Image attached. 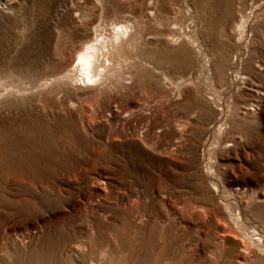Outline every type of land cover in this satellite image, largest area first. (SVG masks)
<instances>
[{"label":"rangeland","instance_id":"obj_1","mask_svg":"<svg viewBox=\"0 0 264 264\" xmlns=\"http://www.w3.org/2000/svg\"><path fill=\"white\" fill-rule=\"evenodd\" d=\"M72 1L0 0V75H13L16 85L30 89L0 105V264H156L159 259L144 247L149 242L147 227L131 229L128 242V208L134 207L135 195L166 193L171 207L190 199L186 203L195 206V212L208 203L203 199L208 177L199 180L202 144L208 135L205 124L217 120L210 108H220L211 103L200 76L202 58L187 36L199 41L210 59L212 76L220 85L221 73L234 97L243 83L234 78L235 69L251 72V84L264 88V67L258 70L246 64L250 58L264 66V7L251 26L249 51L233 32L239 12L250 14L264 0H93L90 6L82 5L81 22L74 18ZM101 16L105 24L144 22L143 61L148 66L139 71L141 79L128 81V94H108L100 100L93 98L96 91L79 83L58 81L40 88L68 67ZM183 32L187 36L171 44V38ZM58 41L63 51H58ZM181 78L192 83L177 89ZM261 115L257 126L235 131H243L238 145L231 147L226 137H218L221 143L216 140L215 149L217 160L225 158L221 167L242 164L246 172L239 177L235 176L239 170L227 169L222 180H238L259 194L264 193V109ZM97 178L107 182L105 192L95 190ZM157 199L155 209L171 210ZM236 199L249 220V231L252 225L264 234L263 204L250 209L245 199ZM138 203L143 213L145 200ZM103 213L115 217L116 227L110 230L122 240L118 247L122 250L110 252L101 248L107 245L101 244L105 238L95 239L92 229ZM210 227L214 234L216 224ZM173 228L170 241L185 248L186 255L164 256L161 264L210 262L209 255L201 260L191 254L194 237L182 239ZM78 241L96 247L78 254L73 247ZM133 242L143 244L140 250L133 251ZM218 243L214 236L208 238L207 252ZM128 251L134 252L133 258Z\"/></svg>","mask_w":264,"mask_h":264},{"label":"bare ground","instance_id":"obj_2","mask_svg":"<svg viewBox=\"0 0 264 264\" xmlns=\"http://www.w3.org/2000/svg\"><path fill=\"white\" fill-rule=\"evenodd\" d=\"M92 1L93 0H83L82 3H80L81 1L79 2L74 0L70 3V6L74 9V18L78 20V22L79 20L81 22L83 20H81V18L84 17V13H82V9L84 8H82V5H91ZM256 4L257 3L255 2L252 3L253 6ZM263 7L264 2L256 6L250 12V14L239 12V14L236 16L237 20L233 26V32L237 36L238 43L245 44V51H249L248 47L253 37L251 26L257 23V14L262 11ZM99 20L100 21L94 27V33L92 36L84 39L80 43L79 47L76 48L75 55L73 56L74 58L68 67L64 71L54 75L52 79L45 81L43 85H40V88H47L52 83L54 84L55 82L63 81L76 84L79 83V85H82L84 88H90L96 91L97 94L93 97L95 100L103 99L108 94H113L116 96H119L124 92L128 94V84H131L128 83V81L131 79H141V70L146 69L148 66L146 64L147 62L144 63L143 61V40L145 39L143 34L145 32L143 31L145 30V24H143L144 22L142 23L136 21V19L133 21L131 20L132 22H128L127 20H115L105 24L106 22H104L102 16ZM192 23L194 25V21H192ZM185 36L187 35L183 32V36L181 35V37L179 36L176 39L171 38V44H173V42H181ZM187 37L189 41L192 40L190 43L193 47H195L197 53L202 58V71L200 76L205 80V87L208 90L211 103L220 108L217 110L210 108L212 113L214 112L217 114V120L205 124L208 135L206 138L207 140H205L202 144L204 147V163L203 170L201 172L202 177H200L199 180H202L203 177H208V182L210 185L208 184L203 186L204 196H207H205L203 199H207L208 203L205 202V206L198 210L201 212H195L193 211L195 206H192L190 203H186L189 202L190 199H185L184 204L181 203V205L178 206L176 203L174 207H171L167 204L169 200H167V196L169 197L168 194L160 192L157 193V195H155L156 193L144 195L140 191L137 193V195H135L137 201L134 202V207L132 206V208H128V242H131L132 240L129 233L131 229L147 227V233L145 237H148L150 243L148 242V246L144 245V247L150 248L149 250L154 253L156 260L159 259L158 262L156 261V264H161L160 260H162L164 256L172 255L173 259L174 256L178 255V253L180 256L184 254L186 255L185 248H176V246L170 241L171 239L169 236L171 235V230L174 227L173 231L176 236H180L182 239L186 236L187 239L189 236L195 238V243L191 254L194 253L198 259H201L202 255H209L207 257H210V264H264V234H262L255 226L253 227L252 225V233L249 231L250 224L247 223L249 220L244 217L242 204L236 199L237 197H241L242 201L245 199L246 206H248L250 209H253L254 207L262 204L264 206V193L259 194L257 192V188L256 190L252 188V186H247L245 183L239 182L238 180H222V176L227 169L230 170L231 173H234V168L239 170L241 174H235V176L239 177L246 175V172L243 170L242 164H238L235 167L228 165L221 167V162L225 160V158L220 157L218 158L219 160H217L215 152L217 147L216 140H218L219 144L221 143L220 138L218 137H226V145L228 144L231 147H234L239 144L240 139H242V136L240 135L246 128L257 126V120H260V117L262 116L261 112L264 109V88L262 85L261 87L256 83L251 84V72L246 74L235 69L232 72L233 75L235 74L234 78L239 77L238 83L241 80L243 83L238 84L240 87L237 86L238 88L234 97L233 94L228 91V84L226 85V79H224L221 73L219 75L220 85L217 84L216 80L212 76V69H210V59L204 53V49L199 41L196 38L192 37L193 39H191L189 36ZM60 42L61 41H58L57 43L58 51L62 49ZM246 64L249 65V67H254V69L257 68L258 70L264 67L262 62L259 60H256L254 63H252L250 58ZM155 72H159L158 69L155 70ZM243 75L245 77L241 78ZM168 79L165 80L167 82H172ZM16 82L17 81L13 75L10 77L0 75V105L7 104V99L9 97L16 99V97H18L16 94H23L28 90L16 85ZM190 83H192L190 78H181L179 82L175 84V86L177 89H181L187 87ZM173 84L174 83L172 82L171 85ZM241 84L242 86L245 84V86L241 87ZM41 102L44 101L41 100ZM206 116L208 117L209 115ZM234 123L238 125H233ZM240 128H242L243 131L235 133V131L239 130ZM225 147L230 148L228 146ZM212 148H214V150ZM230 149L226 150L227 153H229L228 151H230ZM95 180L97 185L95 190L98 189V191L101 190V192H105L106 190L104 191L103 189L107 188V182L103 178H97ZM109 195L110 193L107 196ZM157 198H160V201L163 202L164 206H169L172 211H166L162 208L155 209L154 202L159 200ZM141 200H145V205L142 206L143 213L139 209L141 202L138 203V201ZM146 202H148L149 205H147ZM176 206L180 208H176ZM124 209L126 208H123V210ZM222 209L225 211L223 212L224 215H222ZM100 216L101 218H98V221H94L97 224L94 222V226L92 224L94 228L92 230L96 234L95 239L99 241L98 238H105L103 241H100L101 244L107 245L101 246V248L106 247L109 249V251H113L114 248L118 249V247H120L119 244L122 243L120 241L122 240L118 241L116 235L112 232V230H110L112 226L116 227L115 223L112 222L115 217H109L104 213ZM212 223L216 224L214 234L210 227ZM123 235L126 236L125 233H123ZM211 236L217 238L219 243L217 244V247L214 251L212 250L207 252L208 245L206 244V240ZM210 241L213 242L214 240ZM83 243L86 242L82 241L79 243H73L76 253L85 255L86 252H91L93 249H95L94 247H96L94 245L90 246V248H87L85 245H83ZM142 245L143 244H134V242L130 243V247L132 246L133 251L135 249L140 250ZM129 253L131 254L130 257L133 258L134 252L128 251V255ZM194 259L196 260V258ZM228 259H231L233 262H230V260L227 262ZM134 262L128 264H135ZM206 262L208 263V261H203V264H207Z\"/></svg>","mask_w":264,"mask_h":264}]
</instances>
